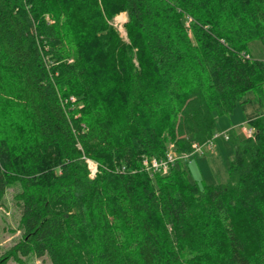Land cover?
Instances as JSON below:
<instances>
[{
	"label": "trees",
	"instance_id": "trees-1",
	"mask_svg": "<svg viewBox=\"0 0 264 264\" xmlns=\"http://www.w3.org/2000/svg\"><path fill=\"white\" fill-rule=\"evenodd\" d=\"M119 12L128 42L108 22ZM252 41L264 47V0H0V207L11 182L21 206L0 264H264ZM248 91L261 111L225 182H190L175 160L144 169L168 141L192 154Z\"/></svg>",
	"mask_w": 264,
	"mask_h": 264
},
{
	"label": "rangeland",
	"instance_id": "rangeland-1",
	"mask_svg": "<svg viewBox=\"0 0 264 264\" xmlns=\"http://www.w3.org/2000/svg\"><path fill=\"white\" fill-rule=\"evenodd\" d=\"M126 19V13L119 12L108 22L118 32L121 39L128 42V36L124 28ZM249 50L253 56L264 59V47L259 41L250 42ZM243 55L246 57L247 54ZM71 61L72 59H68V62ZM244 98L247 100L242 105H237L229 114L217 118L215 133H217L218 136L213 140V146L211 148L205 145L202 146L199 151L186 155L177 153L171 141H168L165 145L164 154L161 157L146 156L144 159L147 161L152 159L153 161L155 159H163L167 156H172L175 161L180 162L190 182H195L199 185L203 182L205 184L225 182L234 148L243 137L247 136V130L249 128L247 119L261 111L254 91L246 92ZM68 99L71 103L76 101L73 95L69 96ZM80 106H82V104L79 103V107ZM224 132L228 135V138H224L222 135ZM16 149H18L17 146ZM86 162L90 175L94 176L98 170L97 163L91 159H86ZM147 164L149 165L150 163ZM160 174H165V172H161ZM151 177H153V174ZM17 187V183L14 182L8 185L3 197L2 206L0 207V257L18 241L21 235V206L13 198L15 191H17ZM20 260L24 264H48L47 258H37L32 255L21 257ZM22 263L13 259H8L5 262V264Z\"/></svg>",
	"mask_w": 264,
	"mask_h": 264
},
{
	"label": "built area",
	"instance_id": "built-area-1",
	"mask_svg": "<svg viewBox=\"0 0 264 264\" xmlns=\"http://www.w3.org/2000/svg\"><path fill=\"white\" fill-rule=\"evenodd\" d=\"M246 57H248V55H246ZM252 133V129L249 127L248 130H247V136H250ZM222 135L224 136V138H228V135L224 132L222 133ZM217 133H214L212 138L210 140H208L205 144L199 146V147H196L194 152L196 151H199L202 146H207L209 148H211L213 146V140L215 139V137H217ZM193 152V153H194ZM188 155V154H186ZM190 155V154H189ZM175 159L172 157V156H167L166 158H163V159H155L152 161L149 160H143L142 161V165L144 166V169L147 170V171H150L151 173H161V172H167L168 169H169V165L174 161ZM152 161V162H151ZM147 163H150L149 165Z\"/></svg>",
	"mask_w": 264,
	"mask_h": 264
}]
</instances>
